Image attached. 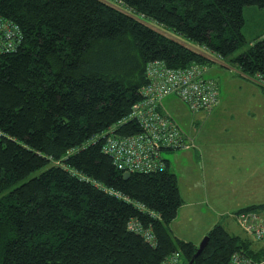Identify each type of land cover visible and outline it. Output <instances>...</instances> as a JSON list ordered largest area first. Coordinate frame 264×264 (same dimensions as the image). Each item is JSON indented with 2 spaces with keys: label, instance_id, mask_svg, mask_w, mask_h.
<instances>
[{
  "label": "trees",
  "instance_id": "16d2710c",
  "mask_svg": "<svg viewBox=\"0 0 264 264\" xmlns=\"http://www.w3.org/2000/svg\"><path fill=\"white\" fill-rule=\"evenodd\" d=\"M263 4L0 0V16L23 34L15 52L0 54V264H230L237 252L263 260L221 224L195 257L198 246L171 230L182 199L169 163L125 179L103 150L141 100L151 61L222 59L264 80V38L252 45L243 34L244 8ZM138 131L129 122L117 133ZM132 220L154 241L131 231Z\"/></svg>",
  "mask_w": 264,
  "mask_h": 264
},
{
  "label": "crops",
  "instance_id": "0c3cea01",
  "mask_svg": "<svg viewBox=\"0 0 264 264\" xmlns=\"http://www.w3.org/2000/svg\"><path fill=\"white\" fill-rule=\"evenodd\" d=\"M218 61L208 67L209 78L218 84V106L211 112L197 113L195 119L186 121L185 129L176 121L194 143V148L181 154L189 160L195 158L191 169L186 166L184 190L177 171L170 168L178 177L182 199L171 230L178 239L197 246L220 222L215 219L207 224L195 241L179 229L185 213L189 220L204 212L232 217L264 207V86L237 67Z\"/></svg>",
  "mask_w": 264,
  "mask_h": 264
},
{
  "label": "built area",
  "instance_id": "2783aa9c",
  "mask_svg": "<svg viewBox=\"0 0 264 264\" xmlns=\"http://www.w3.org/2000/svg\"><path fill=\"white\" fill-rule=\"evenodd\" d=\"M22 41L20 27L0 16V54L15 52ZM208 70V66L200 64L171 68L161 60L147 64V83L141 89V100L106 133L103 150L117 169L124 174L153 173L166 168L163 151L194 148L193 141L184 135L176 120L164 111L163 102L173 95L194 113L211 112L218 106L220 98L218 84L207 77ZM252 79L264 86L262 75L257 74ZM129 122H135L139 131L132 135H119L118 129ZM109 193L116 194L113 190H109ZM235 216L242 230L254 241H264V209L243 210ZM129 229L149 242L154 241L153 233L143 229L135 220L129 223ZM163 264H179V260L173 256ZM230 264H264V259L258 261L237 252Z\"/></svg>",
  "mask_w": 264,
  "mask_h": 264
},
{
  "label": "rangeland",
  "instance_id": "374dc122",
  "mask_svg": "<svg viewBox=\"0 0 264 264\" xmlns=\"http://www.w3.org/2000/svg\"><path fill=\"white\" fill-rule=\"evenodd\" d=\"M244 17L245 25L243 27V34L245 35L248 43L256 42L260 38H264V4L263 5H248L244 8ZM244 49H240L237 54H240ZM220 60V59H219ZM218 61V59H217ZM215 63H219L218 62ZM212 66V65H211ZM207 77H209V71L207 72ZM163 109L168 112L184 129L185 123L188 120L195 119L197 113H194L189 109L187 105L178 100L173 95L167 97L163 102ZM204 112V111H202ZM200 113V112H198ZM207 113V112H206ZM190 150V149H189ZM187 151V150H186ZM186 151L177 150L170 151L165 150L162 152L164 159L170 161V168L174 171H177L180 179V183L183 189V177H185L186 166L193 167V162L195 160H189L186 156H181L183 153H188ZM193 151V150H191ZM38 175V173L33 174V176ZM206 211V209L204 210ZM187 213H185L180 219L181 224L179 229L182 230L183 234L190 235L192 238L197 241L201 237V233L206 231V225L211 224L212 221L219 220V224L223 225L224 228L231 234L241 237L249 245V248L253 251L264 250V241L256 242L252 239L251 236L246 234L244 230L240 227L237 216L225 215H212L210 213L204 212L196 215L192 220L187 218ZM215 217V218H214ZM207 236V235H206ZM201 239L198 246L201 244Z\"/></svg>",
  "mask_w": 264,
  "mask_h": 264
},
{
  "label": "water",
  "instance_id": "95a60500",
  "mask_svg": "<svg viewBox=\"0 0 264 264\" xmlns=\"http://www.w3.org/2000/svg\"><path fill=\"white\" fill-rule=\"evenodd\" d=\"M130 176H131V173H125V174H124V178H125V179L130 178ZM208 240H209V237H208V236H206V237L202 240L201 244L198 246L197 253H196L195 257H197L198 255L201 254V252L203 251V249H204L205 246L207 245ZM190 264H192V263H190Z\"/></svg>",
  "mask_w": 264,
  "mask_h": 264
}]
</instances>
